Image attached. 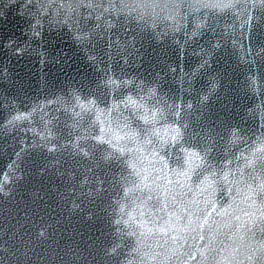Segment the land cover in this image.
I'll use <instances>...</instances> for the list:
<instances>
[{"label": "water", "instance_id": "1", "mask_svg": "<svg viewBox=\"0 0 264 264\" xmlns=\"http://www.w3.org/2000/svg\"><path fill=\"white\" fill-rule=\"evenodd\" d=\"M7 2L8 0H4L3 4H0V10L6 13L0 19V72L5 68L8 70L6 77H0V104L15 101L23 109L26 103L37 98L43 100L45 96L51 98L52 94L59 95L61 91H68L70 85L83 88L85 93L95 89L96 82L103 73L97 71L89 62L90 52L74 42L67 25L50 27L45 21L43 35L33 37L29 31L28 17L21 16L15 5L5 7ZM177 12L184 16L189 10L186 5L181 4ZM252 14L264 17L258 10H253ZM196 16L198 17L199 13H196ZM115 19L116 17H113V20ZM242 19L241 17L234 20L231 14L219 18L215 22V36L212 32H205L204 35L190 37L187 47H182V43L177 41H184L185 30L189 33L193 30L196 21L190 13L188 20L182 21L184 29L168 35H155L154 29L142 31L134 23L125 31H119L118 28L112 30L113 34L119 32L121 41H131L135 37L134 45L130 48L131 63L125 66L121 59L119 66L114 65L115 72L119 74L123 67L130 77H140L145 81L159 79L162 89L171 90V94L176 96L181 95L180 70L190 73L200 63L199 57L193 55V51H199L201 45L207 47L210 40L213 44L220 43L221 46L211 58L208 69L197 75L194 81L195 92L191 99L199 102V98L209 91V81L217 79L215 93L205 102L202 123L216 132L224 133V140H217L213 150L216 162L226 165L228 160H232V164L227 165L225 171L239 167L245 173L243 177L237 173V178L241 180L237 186L240 188L239 192L235 187L229 191L225 183L213 189L211 177L199 188L192 184L191 192L188 191V184H185L183 189L177 187L169 194L168 209L163 212L156 211L153 207L156 205V192H153V200L145 205H140L139 201H127L129 210H134L137 220L141 219V211L145 213V230L163 224V221L169 218L168 213L185 216V208L195 212L196 205L188 203L193 199L199 201L200 209L207 208L212 213L209 223L216 221L212 225V231L216 232L219 228L216 242L212 245L214 250L206 253L205 260L198 252L206 242L199 240V228L197 227L196 232L190 229L183 231L181 228L186 219L177 222L173 215L171 225L175 227V231L170 227L167 237L154 231L144 242L142 252L147 254L144 256V264H216V261H221V264H228V261H232V264H236V261L247 264V246L257 243V240H249L246 230L255 229L260 219L257 208L264 194L258 190L261 183L259 173H253L252 168H245L243 158H233L240 157L241 152L244 156L251 157V150L244 143H230L232 138L225 131L238 127L250 142L264 132V129L259 127L262 110L258 108V104L264 100V93L254 96L248 91L250 77H259L260 83L264 84V18L253 21L245 29L241 28ZM91 23L93 22L90 21L89 24ZM82 27L86 28L88 25ZM225 27H228V32H224L222 38L221 32ZM160 32H164L163 27ZM8 39L16 41L12 49L2 47ZM113 39H116L115 35ZM233 40L237 42L235 49ZM18 46L25 49L20 56L13 54ZM105 47V44L100 45L93 54L103 56L102 49ZM42 59L44 63H41ZM172 67L177 69L175 74L170 71ZM184 88L187 89V83ZM183 95L185 100L189 99L187 92ZM3 115L4 113H0V116ZM60 127L67 136V129L63 128V124ZM105 132H108L107 127ZM94 134H100L99 125L95 127ZM22 139L28 140L29 144L22 145ZM32 140L30 133L5 131L0 134V170H3L11 159H15L14 153L22 146L28 148L17 173L21 179L8 187V196L0 195V229L4 231L0 244L7 249L0 252V257H3L6 264H89V261H92V264H105L102 259L103 249L113 242L108 215L104 211L111 193H105L101 197L82 195V191L86 194L94 186L89 185L82 190L80 188L79 182L87 171L84 164H73L67 153L63 156L49 155L44 150L32 148ZM61 143L64 141L61 140ZM168 159L173 157L169 156ZM93 168L94 172L87 171L89 177L107 179L115 171L104 167L95 168L94 165ZM250 173L251 178L248 175ZM70 174L74 176V180H70ZM171 178L174 182L177 179L174 175ZM179 179L184 181L183 176ZM231 179L229 176V181ZM245 183L251 185V191ZM73 184L75 195L71 194ZM107 187L105 184V188ZM181 191L185 193L183 196L178 195ZM36 193L40 194L39 199L36 198ZM172 195H176L175 204L171 199ZM205 200L208 201L207 205ZM252 201L256 203L249 207ZM73 203L80 207L74 208ZM212 203L216 204V210L227 207L229 216L217 215L216 211L211 209ZM246 212H254L255 215L249 217ZM236 216L239 217L238 220L235 219ZM225 224L230 226L226 227ZM204 235L207 238V226L204 228ZM10 236L13 238L9 239ZM173 236H187V240L177 239L173 242ZM256 236L260 238L259 232H256ZM157 241L163 246L159 247ZM220 241H223V245ZM224 245L228 247L220 251ZM129 250L130 245L123 247L122 255L108 260L107 264H116L117 259L121 264L126 259H133L136 264H140L141 258L135 254L128 256ZM157 253L159 255H156ZM74 254L84 258L75 259Z\"/></svg>", "mask_w": 264, "mask_h": 264}, {"label": "snow or ice", "instance_id": "2", "mask_svg": "<svg viewBox=\"0 0 264 264\" xmlns=\"http://www.w3.org/2000/svg\"><path fill=\"white\" fill-rule=\"evenodd\" d=\"M3 2L4 0H0V4ZM181 4L186 5L196 21L190 33L184 31V41H177L182 43V47L188 46L190 37L195 38L204 35L205 32H212L215 36L217 33L215 22L229 14L234 20L243 18L242 29L247 28L253 21L264 18L252 14L253 10L264 14V0H179V2L178 0H8L4 5L5 7L15 5L21 16L28 17L29 31L33 37L43 35L45 21L50 27L67 25L74 42L90 52L89 62L97 71L103 73L96 82L95 89L87 93L83 88L70 85L68 91H61L59 95L52 94L51 98L45 96L43 100L37 98L26 103L23 109L15 101L0 104V113H4L0 116V134L5 131L30 133L33 137L32 148L44 150L49 155L63 156L67 153L73 164H84L87 171L94 172L93 165L95 168L115 169L107 179L89 177L86 171L79 182L81 190L94 185L86 194L81 192L87 197H101L105 193H111L104 211L108 215L113 242L103 249L102 259L105 264L108 260L122 255V248L129 245L128 256L135 254L141 258L140 264H144V256L147 255L142 252L144 242L154 231L165 237L168 236L170 227L175 231V227L171 225L173 215L177 222L186 219L181 230L190 229L196 232L197 227L199 228L198 238L206 242L198 252L200 257L206 260V253L214 250L212 245L216 242L219 228L216 232L212 231V225L216 221L209 223L212 213L207 208L200 209L199 201L195 199L188 201L189 204L196 205L195 212L185 208V216L168 213L169 218L164 220L163 224L146 230L143 219L145 213L141 211L139 213L141 219L137 220L134 210H129L130 205L127 201L131 200L132 203L139 201L140 205H145L153 200V192H156V205L153 207L156 211L163 212L168 209L169 194L177 187L183 189L185 184H188V191L191 192L192 184L199 188L211 177L213 189L225 183L229 191L235 187L239 192L240 188L237 186L241 180L237 178V173L241 177L245 175L243 169L239 167L225 171L227 165L232 164V160H228L226 165L216 162L213 150L217 140H224V133L216 132L215 129L202 123L205 102L215 93L217 79L209 81V91L199 98V102L191 99L195 92L194 81L198 74L208 69L211 58L221 46L219 42L213 44L210 40L207 42V47L201 45L199 51H193V55L199 57L200 63L190 73L180 70L181 95L179 96L171 94V90L164 91L159 79L145 81L140 77H130L123 67L119 74L114 70V65L119 66L121 59L125 66L131 63L130 48L135 41V37L131 41H121L119 32L113 34L114 28L125 31L134 23L142 31L154 29L155 35L180 32L184 29L182 21L188 20L189 15L186 13L181 16L177 12ZM196 13H199L198 17ZM5 15L6 13L0 10V19ZM113 17L116 19L113 20ZM90 21L93 23L89 24ZM161 27L164 28L163 33L160 32ZM232 30H235L234 25ZM224 32H228V27L222 30V38ZM113 35L116 39H113ZM15 43L16 41L8 39L2 47L12 49ZM102 44L106 45L102 49L104 55L93 54ZM236 47L237 42L233 40V48ZM24 51V48L18 46L13 54L20 56ZM41 63H44V59ZM170 71L175 74L177 69L172 67ZM7 75V68L0 72V77ZM248 79V91L254 96L264 93V84L260 83L259 77ZM185 83L187 89L184 88ZM184 92H187L188 100L184 99ZM258 108L262 110L259 127L264 129V100L258 104ZM61 124L67 129V136L63 134ZM97 125L100 126V134H94ZM225 131L232 138L230 143H244L251 150V157L244 156L241 152L240 157L233 158H243L245 168H252L253 173H259L261 183L258 190L264 194V132L255 136L250 142L248 137L243 135V130L238 127ZM61 140L64 143H61ZM27 144L29 141L22 139V145ZM27 151L28 148L22 146L14 153L15 159H11L4 169L0 170V195L8 196V187L15 185L21 179L17 173ZM169 156L173 159L169 160ZM172 175L177 177L175 182L171 178ZM248 175L249 178L252 177L251 173ZM180 176L184 177L183 182L180 181ZM229 176L232 177L230 181ZM70 180H74L71 174ZM189 181L192 183L189 184ZM105 184L108 185L107 188ZM245 186L249 191L252 190L250 184L245 183ZM136 193L140 195H135ZM71 194L75 195L74 184ZM184 194L183 191L178 193L181 196ZM35 196L37 199L40 198L39 193ZM171 199L175 204L176 195H172ZM247 199L246 196L245 200ZM204 203L207 205L208 201L205 200ZM255 203L252 201L249 207ZM73 207L79 208L80 205L73 203ZM211 209L222 217L229 216L227 207L216 210V204L212 203ZM257 211L260 216L259 223L255 229L246 230L250 241L257 240L256 244L250 243L247 246V264H264V195L261 197ZM245 214L249 217L255 215L254 212ZM160 219L163 220V217ZM235 219L238 220L239 217L236 216ZM148 223L153 222L148 221ZM205 226L208 228L207 238L204 235ZM18 231L17 229V233ZM256 232L260 234L259 239ZM3 235L4 231L0 229V240L3 239ZM172 239L173 242L177 239L186 241L187 236H173ZM166 243L167 239H165ZM220 243L223 245V241ZM157 245L163 246L159 241ZM227 247L224 245L220 251H224ZM5 251L7 249L0 244V252ZM74 258L84 257L74 254ZM0 264H6L3 257H0ZM89 264H92V261H89ZM116 264H121V261L117 259ZM123 264H136V261L126 259ZM216 264H221V261H216ZM228 264H232V261H228ZM236 264L240 262L236 261Z\"/></svg>", "mask_w": 264, "mask_h": 264}]
</instances>
